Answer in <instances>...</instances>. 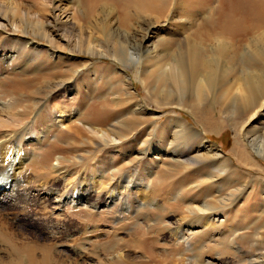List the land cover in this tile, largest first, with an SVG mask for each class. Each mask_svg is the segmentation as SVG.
<instances>
[{"label":"rangeland","instance_id":"374dc122","mask_svg":"<svg viewBox=\"0 0 264 264\" xmlns=\"http://www.w3.org/2000/svg\"><path fill=\"white\" fill-rule=\"evenodd\" d=\"M227 1L165 0L147 11L130 0H0V56L16 55L0 64V145L10 146L0 157V173L10 182L0 190L5 230L57 250L66 264H264V150H255L264 143V78L251 107L237 96L243 75L264 73V21L250 13L241 20L245 12L232 0L241 22L224 33L229 17L220 10ZM23 21L43 23L44 33ZM27 41L40 53L28 50ZM80 41L99 51L122 43L137 60L91 55ZM213 44L214 73L201 80L208 51L193 70L189 59ZM51 51L72 59H55ZM178 62L188 66L183 77ZM116 67L128 83L110 78ZM171 68L176 74L162 77ZM137 100L148 109L140 119L127 115ZM78 109L72 120H54L47 137L31 136L57 110ZM39 110L44 121L35 127ZM172 118L194 133L174 139ZM117 120L123 122L113 127ZM145 139L146 157L138 152ZM203 139L233 163L224 169L211 156L173 162L198 147L203 155ZM113 153L111 171L95 181ZM155 156L161 157L155 175L140 182ZM126 175L131 190L121 185ZM79 193L90 200L76 207L69 200Z\"/></svg>","mask_w":264,"mask_h":264},{"label":"bare ground","instance_id":"6f19581e","mask_svg":"<svg viewBox=\"0 0 264 264\" xmlns=\"http://www.w3.org/2000/svg\"><path fill=\"white\" fill-rule=\"evenodd\" d=\"M130 1H133L134 4H135V6L138 9L139 8H142V9H145L147 11L149 9H151V8H156L157 9L158 7H162L165 4V0H130ZM233 1L235 2V5L238 7L239 12H242V11L245 12L243 15H245L246 18H247V15L250 13L252 15V17L250 15V18H252L253 20L255 19L256 21L257 20L258 21H264V0H233ZM231 2H232V0L229 1V2L227 1L225 3L224 7H222L221 10H220V11H222V13L228 14L226 16L224 15L225 17H229V18H227L228 19L227 24H224L222 26V30H223L224 33H231L232 31H234L235 29L233 28V26L236 27V24L239 26V23L241 22V20L243 18H244L243 20H245V21L249 19V18L245 19V16L244 17L240 16L241 20H240V18H237V16L235 18V15L233 16V14H234V11H236V9H233L235 7V5H233L232 7H230V3ZM8 9H9V7H8ZM229 9H230V11H229V13H227ZM220 14H221V12H220ZM14 15H15V13H14ZM237 15H239V14L237 13ZM23 22L26 23V25L28 27H31L33 30H35V32H38V33L40 32V34H42L45 31V28L46 27L41 22H35V23L34 22L33 23H27L26 21H23ZM243 23L245 24L244 21H243ZM219 40L221 41V39H218V41H216L215 43L219 42ZM80 42H82L81 45H83L85 47V50H86L85 52H87V53H89L91 55H97L99 57L100 56L107 57V58H110L112 61H114V60L121 61L124 58L126 61H128L131 64L132 63L135 64V61L137 60V58L135 57V52L134 51L133 52L130 51L128 45L124 46L122 43H120V46H121L120 49L121 50L120 49H117L114 46V47H111V49L108 50V51H105V50L104 51L103 50L102 51H99V50L96 49V46H95V44H93V42H86V41H84V42L83 41H80ZM98 42H99V45H101V42L100 41H98ZM28 43L29 42L27 41V44ZM224 43H225V41H224ZM222 44H223V42H222ZM141 45H143L142 42H141ZM224 45H223V48H225L227 46L226 45L224 47ZM219 46H221V45L219 44ZM34 48L37 49L38 47H35V46H33V43H30L28 50H30L32 52L34 51L37 54L40 53V52L34 50ZM217 50L218 49L216 48V44H213V45H210L208 47V49L203 48L202 46H200V50H199L200 52H198V51L192 52L193 50L191 51L192 52V55H191V57L189 59L191 64H190L189 67L192 70L194 69L195 66H198L200 64V61L202 60V57L201 56H204V54H205L206 51L209 52V53L207 52V55L209 54V56H208L209 59L206 62L207 65L206 66H203V67H206V68L208 67L209 70H207L203 74V77H202V74H200L202 71H200L199 74L201 75V80H203V79L206 80V81L209 80V78L211 77V75L214 73L212 71V67H214V66L210 62H214V60H216V58H215V51H217ZM51 52H52L51 54L55 57V59L64 58L65 61H70L72 59L71 57H69V58L66 57L65 58V55H63L61 53L58 55V54H56V51H51ZM216 53H218V52H216ZM14 54L12 53L11 55H8V53H7V54H4L3 56H0V64L1 65L3 64L4 66H7L9 64V60H12V59L14 60V58L16 57V55H14ZM124 59H123V61H124ZM219 62H220V59H219ZM28 63L29 62L27 60V62H25V66H27ZM38 66H36V67H38ZM83 66L85 67V65H83ZM177 66H178V69H181V71L178 72V73H180V75L183 77V74L185 75L186 74V71H188V66L184 67L179 62L177 64ZM200 67H202V65ZM115 69L113 71L109 72L110 78H112V77H118L119 76L117 74V69L118 68L116 67ZM77 70L78 69L74 70L73 72H78ZM199 70H203V69H199ZM173 72H175L174 68H171V71L166 70V71L163 72L162 77H167V78H168V76L171 77V76H173V74H176V72L175 73H173ZM242 73H244V72L242 71ZM253 73H255V71ZM253 73L251 71V73H247V75H243L244 77H242L241 79L244 82L239 87L240 90H238V92H240V93H237V96L240 98V100H242L244 102L245 106H247V107H251L252 104H255L254 102H256V96H255L256 89H257V87H259V86H257L258 85V82H259L258 78H260V77L261 78L262 77L264 78V73L263 72H262L263 75H261V76L259 74L258 75H255ZM260 73H261V71H260ZM94 76H98V75L94 74ZM100 77L102 78L103 77V74ZM119 78L121 80H123V82L124 81L127 82L128 79H129V76L125 72V75L124 76H119ZM201 80H200L199 83H201ZM62 81H65V79H63ZM203 85H204V83H203ZM241 88H243V89H241ZM46 89L47 90H44V91L45 92H49L50 89L49 88H46ZM258 90H260V89L258 88ZM50 91H52V90H50ZM257 93H258V91H257ZM135 94L131 90L128 91V95H130L132 98L133 97L135 98ZM260 95L261 94H259L258 96H260ZM36 100L37 99H34V101H33L34 102V106L39 105L38 103H36ZM14 107H16V106H14ZM17 108H18V106H17ZM32 111H34V110H32ZM147 111H148L147 106L144 105L140 100H137L131 106L128 107V114L127 115H130V116L132 115V117H134V118L136 117L137 119H140V118H143L144 115H147ZM80 112L81 111L79 109L78 110H75V111H73V110L72 111L57 110L51 116H49V117L47 116L48 118L45 120V122L40 127L39 132L36 131L34 133H31V136H33V138L35 140H38V139L40 140L41 139V136L45 138V137H47L48 133L52 130V128H54V126L56 125L55 124V121H57L58 123H65L66 119L72 120L71 114L74 113V115H79ZM23 113H24V115L25 114L26 115H29L31 113V109L28 110V109H25L24 108L23 109ZM149 113L150 114H154L153 112H149ZM43 114L44 113L41 110H39L37 112V114L35 115V118L32 121L33 123H31V124L33 126H35V127L38 126L39 122L43 120V118H42L43 117L42 116ZM122 122L123 121H121V120H117V124L115 126H113V127H116L118 124H121ZM168 124H169V128H170V131H171L174 139H181V138L185 137L186 135H189V134H193L194 133V130H193L192 126L189 125L185 120H182L180 118H172V119L169 120ZM163 135H164V138H165L166 137V133L163 134ZM207 143H208V141H205V140L202 142V145L203 146H206L205 147V153H203V155L200 152L201 149L198 147V148L192 149V157H188V158H184L183 157L184 159L182 161L181 160H178V159H174L173 162H175V163L176 162L177 163L180 162L181 164H195L198 161L197 160L196 161L193 160V158H197V159H200V160L206 159V161H207L209 159V157L211 156V158H213L214 160H216V158H220L222 160V163H224V164H222V167L224 169H226V166H228V161H229V163H233L229 158L225 157L224 155L223 156H219V155L215 154L216 149H214V147H213L212 144H207ZM9 147L10 146H8V144L7 145L6 144H1L0 145V157L3 156V153L4 152H6L7 150H9ZM255 150L258 153H262L263 150H264V143L261 142V144L255 148ZM138 152H139V154H141V153L144 154L145 157L147 155L151 154V148H150V144H149V139H145L144 141H142V147H140L138 149ZM128 154H129L128 155L129 157L133 156V153L132 152L131 153L128 152ZM137 156H135V158ZM114 158H115V156H114V153H113L112 156H111V158H110V160H109V162L107 163V166L105 167L106 169H99L97 172L94 173V176L97 177V178L94 179L95 181H97V179H99V178L104 177L105 173L109 169L111 171V168L114 166L113 165ZM131 158H129V162L130 161L132 162V159ZM160 159H161L160 156H155L154 161H153L154 166H151V167L145 169L144 174L142 176H140V179H139L140 182H142V181L144 182L145 179H148L150 181L151 177H153L155 175V168H156L155 164L160 163V161H161ZM244 160H245V158L244 157H241V159L239 160V162L243 163ZM108 166L110 168H108ZM210 166H211V164H210ZM222 167L220 166L219 168H222ZM3 171H4V169L3 170L0 169V172H3ZM0 175H1V173H0ZM1 178L2 179H0V190L1 189L5 190L7 188V186H8V183H10L9 182V178L7 176L3 178V174L1 175ZM120 182L122 183L121 185H125V187H128L129 190L132 189V187L130 185L132 181L130 182V178L128 177V175H126V177H123V181H120ZM74 194H77V192L74 193ZM88 197H89L88 195H85L83 193H79L76 197H74L71 200H69V203L70 204H75L76 207L80 203L87 204L89 202V200H90ZM4 198H6V199L9 200V197H4ZM4 198H2V199L4 200ZM112 199L117 200L118 197L116 195H114V197ZM127 206H125V209H128L129 208V205H127ZM7 226H9V224ZM4 227L5 226H3L2 224H0V243H1L2 246H4L3 248L5 249L4 254L0 256V264H66L64 262L65 260L62 259V261H59L60 259H57L58 254H60V253L57 252V250L55 251V249L53 250L51 247L46 246V245H43V246H40L39 245L38 246L35 243H32V242L29 243L28 241H25V239L20 235V233L18 235V233H14V232H11V231H7V230H5ZM4 237H6V238H4ZM114 249H115V247H114ZM72 264H77V262H75V263L73 262Z\"/></svg>","mask_w":264,"mask_h":264}]
</instances>
